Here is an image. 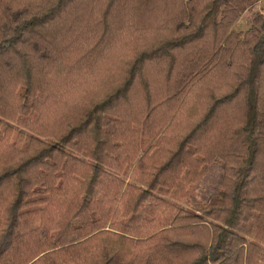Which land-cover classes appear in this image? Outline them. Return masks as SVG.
Segmentation results:
<instances>
[{
	"label": "trees",
	"instance_id": "obj_1",
	"mask_svg": "<svg viewBox=\"0 0 264 264\" xmlns=\"http://www.w3.org/2000/svg\"><path fill=\"white\" fill-rule=\"evenodd\" d=\"M0 0V264H264V4Z\"/></svg>",
	"mask_w": 264,
	"mask_h": 264
},
{
	"label": "rangeland",
	"instance_id": "obj_2",
	"mask_svg": "<svg viewBox=\"0 0 264 264\" xmlns=\"http://www.w3.org/2000/svg\"><path fill=\"white\" fill-rule=\"evenodd\" d=\"M264 4V0H260L257 5L252 10L245 11L240 18L237 20V22L233 25V30L235 31H243L247 28V22L249 23V19L252 16V13L254 11H260L261 6ZM261 14H263V11H260Z\"/></svg>",
	"mask_w": 264,
	"mask_h": 264
}]
</instances>
